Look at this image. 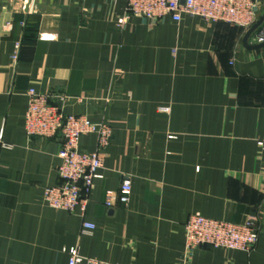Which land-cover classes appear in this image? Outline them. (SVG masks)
Instances as JSON below:
<instances>
[{
  "label": "crops",
  "instance_id": "1",
  "mask_svg": "<svg viewBox=\"0 0 264 264\" xmlns=\"http://www.w3.org/2000/svg\"><path fill=\"white\" fill-rule=\"evenodd\" d=\"M126 9V0H0V264H69L71 248L111 264H264V46L228 24L125 19ZM30 88L113 128L84 217L43 201L61 184L63 140L26 136ZM81 146L95 151L97 136ZM126 179L129 204L109 208ZM195 214L255 222L258 245L188 251Z\"/></svg>",
  "mask_w": 264,
  "mask_h": 264
},
{
  "label": "built area",
  "instance_id": "2",
  "mask_svg": "<svg viewBox=\"0 0 264 264\" xmlns=\"http://www.w3.org/2000/svg\"><path fill=\"white\" fill-rule=\"evenodd\" d=\"M127 17H136L152 22L170 20L182 22L184 16L197 17L206 23H224L250 30L258 22L256 0H126ZM124 21H121L123 24ZM255 43L264 44V23L255 32ZM17 60L18 57L14 56ZM28 110L25 116L26 136L52 139L61 136L62 165L58 168L61 184L46 188L43 201L50 208L63 210L84 217L88 198L92 194L95 181L101 177L105 151L110 146L114 132L106 122H93L87 116H75L63 110L67 101L65 95H49L36 88L27 91ZM55 101V102H54ZM97 136V149L84 150L81 146L83 136ZM258 145L264 154V140ZM3 148L11 146L2 144ZM130 180H123L119 192L109 197L107 206L116 203L128 205L131 200ZM96 226L84 222L82 235H91ZM186 249L194 251L203 246L229 251L253 252L260 239V230L255 222L244 225L212 220L201 215L190 216L185 228ZM70 256L69 264H111L105 261L83 257L78 248L65 250Z\"/></svg>",
  "mask_w": 264,
  "mask_h": 264
},
{
  "label": "water",
  "instance_id": "3",
  "mask_svg": "<svg viewBox=\"0 0 264 264\" xmlns=\"http://www.w3.org/2000/svg\"><path fill=\"white\" fill-rule=\"evenodd\" d=\"M263 23H264V16L261 17L258 20V22L248 31L246 39H245V43L247 45H249L248 41H249L250 37L262 26ZM263 46H264V44L257 45V47H263Z\"/></svg>",
  "mask_w": 264,
  "mask_h": 264
}]
</instances>
